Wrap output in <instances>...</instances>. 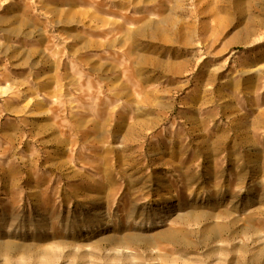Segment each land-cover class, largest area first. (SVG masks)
I'll return each mask as SVG.
<instances>
[{"label": "rangeland", "instance_id": "374dc122", "mask_svg": "<svg viewBox=\"0 0 264 264\" xmlns=\"http://www.w3.org/2000/svg\"><path fill=\"white\" fill-rule=\"evenodd\" d=\"M0 264H264V0H0Z\"/></svg>", "mask_w": 264, "mask_h": 264}]
</instances>
